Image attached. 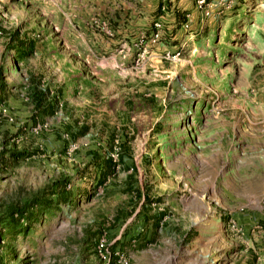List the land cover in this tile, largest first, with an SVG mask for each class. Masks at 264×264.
Listing matches in <instances>:
<instances>
[{
	"label": "rangeland",
	"instance_id": "rangeland-1",
	"mask_svg": "<svg viewBox=\"0 0 264 264\" xmlns=\"http://www.w3.org/2000/svg\"><path fill=\"white\" fill-rule=\"evenodd\" d=\"M0 264H264V0H0Z\"/></svg>",
	"mask_w": 264,
	"mask_h": 264
},
{
	"label": "trees",
	"instance_id": "trees-1",
	"mask_svg": "<svg viewBox=\"0 0 264 264\" xmlns=\"http://www.w3.org/2000/svg\"><path fill=\"white\" fill-rule=\"evenodd\" d=\"M184 20H186V18H184ZM9 155H10L9 158H6L4 162L19 163L21 160L31 155V152L21 149L17 151L16 150L12 151ZM68 182H69L68 179L67 180H64L63 178L57 179L51 184L52 186H50L52 190L50 192H45V193L51 194V195L58 194V197L60 199H63V197L65 198L68 193L67 191ZM48 203H53L52 197L45 198V196H37L33 198L32 200H29L25 208H11L9 210L10 219H12L13 221V219H17L16 217H19V216L24 217L25 215H27L26 208H29V207L30 208L40 207V210L38 212H43V211L46 212L49 207ZM16 231L18 230L16 229L15 222H14L12 228L10 229V232L7 234H4L3 239L7 237V241L10 244L11 241L14 240L15 237L18 235V232L16 233ZM23 231L24 232L27 231L26 233L30 232V227L29 226L25 227ZM20 232H22V230H20Z\"/></svg>",
	"mask_w": 264,
	"mask_h": 264
},
{
	"label": "built area",
	"instance_id": "built-area-1",
	"mask_svg": "<svg viewBox=\"0 0 264 264\" xmlns=\"http://www.w3.org/2000/svg\"><path fill=\"white\" fill-rule=\"evenodd\" d=\"M199 2H200V3H203V2H204V0H199Z\"/></svg>",
	"mask_w": 264,
	"mask_h": 264
}]
</instances>
